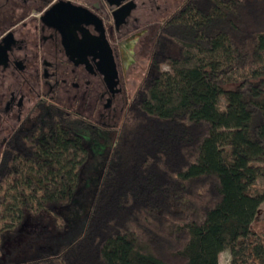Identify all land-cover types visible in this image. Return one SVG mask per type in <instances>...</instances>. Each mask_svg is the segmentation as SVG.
Returning a JSON list of instances; mask_svg holds the SVG:
<instances>
[{"label":"trees","instance_id":"obj_1","mask_svg":"<svg viewBox=\"0 0 264 264\" xmlns=\"http://www.w3.org/2000/svg\"><path fill=\"white\" fill-rule=\"evenodd\" d=\"M42 109L0 154V264H264V0L171 11L99 157L88 120ZM26 220L47 233L6 253Z\"/></svg>","mask_w":264,"mask_h":264},{"label":"flooded vegetation","instance_id":"obj_2","mask_svg":"<svg viewBox=\"0 0 264 264\" xmlns=\"http://www.w3.org/2000/svg\"><path fill=\"white\" fill-rule=\"evenodd\" d=\"M153 1L124 0L113 14L110 0H0V154L50 104L103 133L121 113L137 48L171 13L174 0Z\"/></svg>","mask_w":264,"mask_h":264},{"label":"rangeland","instance_id":"obj_3","mask_svg":"<svg viewBox=\"0 0 264 264\" xmlns=\"http://www.w3.org/2000/svg\"><path fill=\"white\" fill-rule=\"evenodd\" d=\"M182 1L183 0H174L171 6L168 8V10H166V12H171ZM148 5H149V8H151V6L153 5L154 7L152 8L155 9L156 7V4L153 0H149ZM162 9H165V8L162 7ZM154 34L155 33H153V35L150 36V41L148 43L142 44L136 50L138 62L134 65L133 72L130 76V83L127 89V96L126 98L123 95L119 96L117 99V104H114V106H117L118 112L121 110L120 115H117V117L118 116L119 117L116 118L115 121H111L110 123L107 122L108 125L105 128V131L103 133L97 131V132L91 133L89 136L88 144L91 149H94V151H96V156L98 154L97 151H100L99 148L108 146L115 140L117 136V132L122 123L124 110L126 109L131 96L135 92L139 82L141 81L142 77L144 76L146 72L149 57H150V52L152 49V43H153V40H151V38L154 37ZM114 123H116V127L114 131H112L110 127H111V124H114ZM98 157H99V154H98ZM98 157L97 158L94 157L91 159L89 158V160L87 161L86 165L83 168L84 178L86 179L91 178V176L95 172V169L97 168L96 163H98ZM258 184L263 185L262 180H259ZM253 230L257 234H264V203L260 206L257 218L254 222ZM47 231L48 230L45 227H43L41 224L36 223L31 220H26L21 228V235L17 237L15 240H12L5 245L6 253L10 254L16 251L17 249H19L23 244L31 240L30 238L32 237V235L41 236L42 234L47 233ZM230 258H231L230 252L226 250L220 254L219 263L229 264Z\"/></svg>","mask_w":264,"mask_h":264},{"label":"water","instance_id":"obj_4","mask_svg":"<svg viewBox=\"0 0 264 264\" xmlns=\"http://www.w3.org/2000/svg\"><path fill=\"white\" fill-rule=\"evenodd\" d=\"M123 2H124V0H119L117 2L110 0V7L116 8V10H114L113 14L119 13L123 9V7L125 6L122 4ZM54 8H56V7H54ZM110 76H113V73L111 72V70H110Z\"/></svg>","mask_w":264,"mask_h":264},{"label":"crops","instance_id":"obj_5","mask_svg":"<svg viewBox=\"0 0 264 264\" xmlns=\"http://www.w3.org/2000/svg\"><path fill=\"white\" fill-rule=\"evenodd\" d=\"M176 8V7H175ZM156 9V8H155ZM174 10V9H173Z\"/></svg>","mask_w":264,"mask_h":264}]
</instances>
